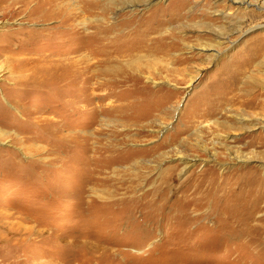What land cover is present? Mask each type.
Here are the masks:
<instances>
[{
	"label": "rangeland",
	"instance_id": "1",
	"mask_svg": "<svg viewBox=\"0 0 264 264\" xmlns=\"http://www.w3.org/2000/svg\"><path fill=\"white\" fill-rule=\"evenodd\" d=\"M0 264H264V0H0Z\"/></svg>",
	"mask_w": 264,
	"mask_h": 264
}]
</instances>
